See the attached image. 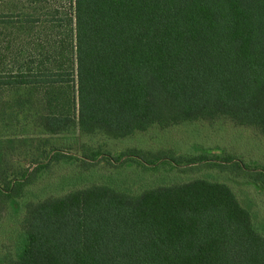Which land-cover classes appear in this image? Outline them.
Wrapping results in <instances>:
<instances>
[{"label":"trees","instance_id":"16d2710c","mask_svg":"<svg viewBox=\"0 0 264 264\" xmlns=\"http://www.w3.org/2000/svg\"><path fill=\"white\" fill-rule=\"evenodd\" d=\"M214 119L264 141V0H0V264H264V213L227 183L264 196V149L97 143ZM132 163L168 176L106 173Z\"/></svg>","mask_w":264,"mask_h":264},{"label":"rangeland","instance_id":"374dc122","mask_svg":"<svg viewBox=\"0 0 264 264\" xmlns=\"http://www.w3.org/2000/svg\"><path fill=\"white\" fill-rule=\"evenodd\" d=\"M219 123H220V121H218V119H216V120L214 119L212 121L204 120V121H196L195 122L196 125L194 127L192 126V128H189V129H188V126H184L183 130L182 129L178 130V128H176L175 130H170L169 133L155 130L154 132L163 134V135H159L161 138H163L164 136L166 137L168 134V136L166 138H164V140L162 142H158L156 139V136L152 134L153 131L148 130V131L140 134V135H142V138H141L142 142H139L138 139H133L134 141L128 142L127 144H122V145H119L118 143L115 145H112L109 143L107 144L103 140H98L97 143L102 145V147H101L102 149H107V150L112 149V148H123V149L139 148L141 150H145L148 148H151L153 150H157V149L169 150V149H172L174 151V153H173L174 155L184 153V150H182V148L176 146L177 142L175 140H177V139H179V141H181V144H184V142H188V144H192V145L196 144V145H201L204 147H206V146L211 147V146L217 145L219 147H223L226 150L231 151L232 153H236V150H234L231 145L227 144L223 140H228L233 145L242 146L245 148V150L247 152H254L256 150H263L264 149V147H263L264 141L262 140V138L260 136L258 137L256 135H254L252 129H246L245 128V130H243V131L246 132L247 134H241V132H235V131H231L229 129H225L224 127H222V124L218 125L216 127H213ZM211 128H214V129H211ZM183 132L184 133L188 132L189 135H183ZM199 134H200L199 139L198 138L195 139L196 136H198ZM188 136H193V137L195 136V137L190 139ZM135 140H137L138 142H136ZM60 142H61V139H59L56 142L58 144L57 148L61 147L60 149L64 150L67 148H63V146H67L70 141L68 143L62 141L61 144H60ZM81 142H87V141H85V139H81ZM122 143H124V141H122ZM82 144L85 145V143H82ZM70 146L72 148L74 147L73 141L70 142L69 147ZM74 152H78V151L74 150ZM243 153L245 154V152H243ZM246 156H248V155H246ZM245 160L246 161L250 160V161H253L254 163H257V164H262L261 161L256 158V156H251ZM253 162H250V163H253ZM31 168H32V166H30L29 169H31ZM203 168L204 167H202V168L198 167L197 170H191V171H188L187 173H180V174H182V175H180V177H186V176H190V175H192V177L198 176L197 174H199L202 170H204ZM69 170H70L69 168L59 169V168H56L55 166L51 165L50 169H48V171H46V173H53V174L50 176L45 175L43 178H41L39 180L31 181L24 188L25 193L23 196L26 197L27 199L32 200L33 193L37 192L39 190V188H41L43 185H45V182L47 180L53 181L54 178H56L57 176H60L61 174H64L65 172H68ZM164 170L165 169L159 168L158 166L156 169L153 168V169L149 170L148 168H146L142 165H137L135 163H132V164H123L122 166L115 167V168L111 169V171H106V170L105 171L107 174H109L110 176L113 177L112 179L115 182L119 183L116 185L129 186V185H132L133 183L134 184L135 183H141L144 185L155 184L159 180L167 178L168 174ZM234 175H236V174H234ZM70 179H72V178H70ZM70 179L67 178L64 181L61 179L60 180L58 179L56 181V183L51 185V186L54 188L58 184H64L66 181H68ZM237 179L238 178H236V180ZM235 182H237V181H235L234 179H230V178L227 179V183L230 184V186L235 191V193H237L238 196H240V191L242 192V194L244 192H247L249 194V196L251 197V199L253 200L254 206H256L258 208V210H260V213L263 214L264 213V196L261 193V191L255 189L253 186L247 187V186H244L243 184H239V183L237 184ZM66 189H68V188H65L64 190H66ZM64 190H61V191L53 190L51 192L46 191L45 196L46 195H57V194L63 192ZM132 191H134V190H132ZM255 203H256V205H255ZM6 209L7 208L5 207L1 212V213H3L4 216L6 215V212H7ZM4 216H1V218H0V251L5 250L10 245V239H9L10 229L9 228L11 226V222L6 220L4 218Z\"/></svg>","mask_w":264,"mask_h":264}]
</instances>
